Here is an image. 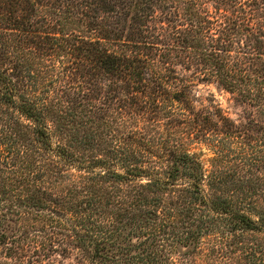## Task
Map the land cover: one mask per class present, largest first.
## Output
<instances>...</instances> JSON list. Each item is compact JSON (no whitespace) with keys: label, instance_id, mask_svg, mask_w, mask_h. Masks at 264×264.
Segmentation results:
<instances>
[{"label":"trees","instance_id":"16d2710c","mask_svg":"<svg viewBox=\"0 0 264 264\" xmlns=\"http://www.w3.org/2000/svg\"><path fill=\"white\" fill-rule=\"evenodd\" d=\"M0 254L264 264V0H0Z\"/></svg>","mask_w":264,"mask_h":264},{"label":"rangeland","instance_id":"374dc122","mask_svg":"<svg viewBox=\"0 0 264 264\" xmlns=\"http://www.w3.org/2000/svg\"><path fill=\"white\" fill-rule=\"evenodd\" d=\"M212 5L211 3L209 6ZM192 104L195 109H208L219 108L221 112L236 124L244 122V109L235 102L232 95L222 90L214 83H204L195 81L192 87ZM203 152H208L204 148ZM64 264H70L72 260H64ZM13 263V262H10ZM0 264H7L0 254Z\"/></svg>","mask_w":264,"mask_h":264}]
</instances>
